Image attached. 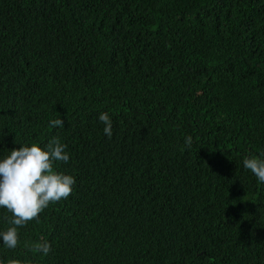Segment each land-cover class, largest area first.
Masks as SVG:
<instances>
[{
    "label": "trees",
    "instance_id": "1",
    "mask_svg": "<svg viewBox=\"0 0 264 264\" xmlns=\"http://www.w3.org/2000/svg\"><path fill=\"white\" fill-rule=\"evenodd\" d=\"M53 137L73 191L0 264H264V0H0V160Z\"/></svg>",
    "mask_w": 264,
    "mask_h": 264
},
{
    "label": "clouds",
    "instance_id": "2",
    "mask_svg": "<svg viewBox=\"0 0 264 264\" xmlns=\"http://www.w3.org/2000/svg\"><path fill=\"white\" fill-rule=\"evenodd\" d=\"M99 121L104 124V134L112 135V120L107 113H101ZM50 125L63 127V119H53ZM192 138H185V146L191 147ZM67 145L53 137L42 148L33 143L31 146L13 148L10 155L0 160V207L11 214L10 226L0 232V240L9 247L15 248L19 242L18 228L26 226L32 220H38L39 214L49 204L67 199L76 183L72 175L55 170L56 162L67 163L69 155L65 151ZM260 156H264L261 153ZM243 166L255 175L260 183H264V159L246 157ZM36 250L47 255L51 245L47 242L36 245Z\"/></svg>",
    "mask_w": 264,
    "mask_h": 264
}]
</instances>
